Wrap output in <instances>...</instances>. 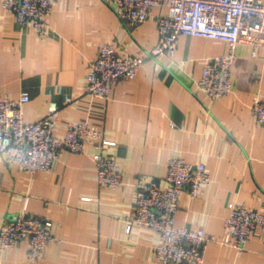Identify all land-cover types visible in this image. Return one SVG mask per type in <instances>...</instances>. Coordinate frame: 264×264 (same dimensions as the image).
Returning <instances> with one entry per match:
<instances>
[{
	"label": "crops",
	"instance_id": "0c3cea01",
	"mask_svg": "<svg viewBox=\"0 0 264 264\" xmlns=\"http://www.w3.org/2000/svg\"><path fill=\"white\" fill-rule=\"evenodd\" d=\"M165 10L155 4L147 19L126 24L107 0H55L40 34L19 24L0 0V94L29 92L22 104L26 121L57 101L58 135L70 121L87 118L115 141L111 151L121 171L116 188L99 187L90 143L81 152L62 149L49 169L33 173L0 156V225L27 211L50 220L57 238L47 242L38 262L29 260L21 240L3 252L0 264H187L153 259V229L132 224L124 230L135 184H161L174 155L201 161L209 174L202 194L189 196L185 188L178 193L175 225L201 227L219 239L227 201L264 210V125L249 109L253 95L264 92V45L236 42L231 89L215 99L194 80L204 58L225 52L226 43L185 33L177 36L171 56L145 57L133 77L117 79L108 99L85 91L98 44L109 41L119 53L144 55L157 39L155 18ZM64 92L73 100L64 102ZM262 247L257 229L239 253L208 240L203 263L264 264Z\"/></svg>",
	"mask_w": 264,
	"mask_h": 264
},
{
	"label": "built area",
	"instance_id": "2783aa9c",
	"mask_svg": "<svg viewBox=\"0 0 264 264\" xmlns=\"http://www.w3.org/2000/svg\"><path fill=\"white\" fill-rule=\"evenodd\" d=\"M55 0H1V7L14 14L22 26L31 25L38 33L46 29V14ZM117 16L126 24L147 19L150 7L163 4L166 10L155 18L157 39L144 55H125L116 51L113 42L98 44L95 58L89 62L85 76V91L108 99L113 83L119 78L135 75L145 57L173 54L180 33L221 39L226 51L204 58L195 86L215 99L231 89L229 67L234 58L237 41L264 45V2L259 0H107ZM61 92V90H59ZM29 92L21 90L15 98L0 94V156L16 163L30 173L49 169L62 149L81 152L87 143L93 147L91 157L96 180L101 188L114 189L121 183L120 164L111 148L115 141L87 118L70 121L63 135L55 133L59 119V104L50 100L46 112L26 121L22 104ZM73 100L72 94L63 93V101ZM250 112L254 120L264 125V92L251 98ZM158 184L150 180L135 184L134 201L124 230L132 224L153 229L158 241L153 248V259L161 263L204 264L203 251L208 240L231 246L239 253L250 233L257 229L263 242L264 210L227 201L219 239L201 227L175 225L173 213L177 196L186 189L189 196L202 194L209 182V174L201 161L190 162L174 155ZM51 221L27 211L15 212L0 225V259L3 252L18 241L28 244V257L32 263L42 259L48 241L57 239L50 231Z\"/></svg>",
	"mask_w": 264,
	"mask_h": 264
}]
</instances>
